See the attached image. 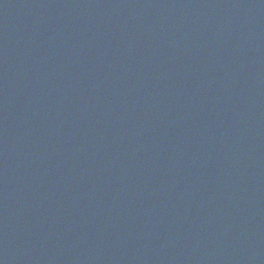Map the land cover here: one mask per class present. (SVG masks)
I'll return each instance as SVG.
<instances>
[{"label":"water","instance_id":"95a60500","mask_svg":"<svg viewBox=\"0 0 264 264\" xmlns=\"http://www.w3.org/2000/svg\"><path fill=\"white\" fill-rule=\"evenodd\" d=\"M0 264H264V0H0Z\"/></svg>","mask_w":264,"mask_h":264}]
</instances>
